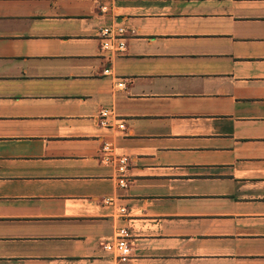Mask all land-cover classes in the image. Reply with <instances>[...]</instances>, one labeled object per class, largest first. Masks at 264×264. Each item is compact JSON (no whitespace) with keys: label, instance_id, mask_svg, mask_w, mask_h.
Here are the masks:
<instances>
[{"label":"crops","instance_id":"obj_1","mask_svg":"<svg viewBox=\"0 0 264 264\" xmlns=\"http://www.w3.org/2000/svg\"><path fill=\"white\" fill-rule=\"evenodd\" d=\"M121 229L127 264H264V0H0V264H118Z\"/></svg>","mask_w":264,"mask_h":264},{"label":"built area","instance_id":"obj_2","mask_svg":"<svg viewBox=\"0 0 264 264\" xmlns=\"http://www.w3.org/2000/svg\"><path fill=\"white\" fill-rule=\"evenodd\" d=\"M102 49L108 53L110 56L115 55H121L123 52L126 51V42H125V30L122 27H118L115 25H111L108 27H105L102 31ZM110 70H106L105 73H109ZM120 87H123L124 85L121 83L119 84ZM109 111L104 110L100 113V116L98 117V120L100 124L107 125V117H108ZM119 127L121 129L124 128L123 124H120ZM102 160L106 163H113L114 161H117L118 165V172H119V180L120 185L122 187H125L128 185V182L126 181L125 172L128 167V157L125 155H116L113 148L109 144H105L102 149L100 150ZM124 211V210H122ZM104 248L106 249H114L117 253V262L118 264H127L128 260L130 258L131 253V246L126 240V230L121 229L118 232V237L116 239V242L114 244H105Z\"/></svg>","mask_w":264,"mask_h":264},{"label":"rangeland","instance_id":"obj_3","mask_svg":"<svg viewBox=\"0 0 264 264\" xmlns=\"http://www.w3.org/2000/svg\"><path fill=\"white\" fill-rule=\"evenodd\" d=\"M124 29V28H123ZM126 42V41H125ZM127 47V46H126ZM103 50V49H102ZM104 51V50H103ZM105 52V51H104ZM106 53V52H105ZM108 55V53H106ZM110 145V144H109ZM111 146V145H110ZM112 147V146H111ZM113 148V147H112ZM102 149V148H101ZM117 170H118V165H117ZM119 173V172H118ZM126 173V172H125ZM126 176V175H125ZM127 181V180H126Z\"/></svg>","mask_w":264,"mask_h":264}]
</instances>
